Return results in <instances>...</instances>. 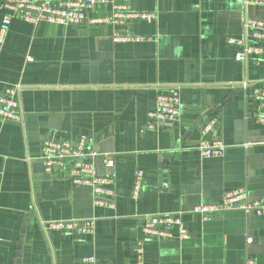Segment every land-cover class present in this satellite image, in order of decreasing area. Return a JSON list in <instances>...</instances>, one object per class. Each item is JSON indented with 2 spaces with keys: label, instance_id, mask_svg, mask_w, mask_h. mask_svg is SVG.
<instances>
[{
  "label": "crops",
  "instance_id": "0c3cea01",
  "mask_svg": "<svg viewBox=\"0 0 264 264\" xmlns=\"http://www.w3.org/2000/svg\"><path fill=\"white\" fill-rule=\"evenodd\" d=\"M130 5L155 16L124 26L33 24L0 5V25L11 15L0 49V93L21 86L24 111L22 124L0 122V264H83L92 254L114 264H264L263 216L230 209L202 220L191 212L234 188L250 199L264 195V122L250 98L254 87L264 89V60L238 61L228 44L243 38L246 17L264 20V5ZM115 30L150 39L116 41ZM170 87L179 90L177 120L148 128L158 93ZM214 115L209 137L223 147L203 156L201 128ZM80 135L88 148L113 156L110 166L101 156L93 159L97 173L112 181L105 185L114 193L103 203L58 169L47 171L40 158L45 140L73 142ZM137 170L143 178L134 199ZM172 212L181 214L187 238H177L176 229L168 240L143 237L144 216ZM78 219H92V231L43 225Z\"/></svg>",
  "mask_w": 264,
  "mask_h": 264
},
{
  "label": "built area",
  "instance_id": "2783aa9c",
  "mask_svg": "<svg viewBox=\"0 0 264 264\" xmlns=\"http://www.w3.org/2000/svg\"><path fill=\"white\" fill-rule=\"evenodd\" d=\"M245 4L264 5V0H244ZM0 5L9 9L13 15L21 17L29 23L45 21L54 24H86L87 26L112 25L124 26L134 19L151 20L154 12H147L133 9L130 0H2ZM105 11L100 16H92L90 12L96 10ZM11 15H5L0 25V49L4 42L7 27ZM243 38L230 37L228 44L236 48L235 58L238 61H245L248 58L260 61L264 60V20L246 17L243 22ZM112 37L116 41L141 42L149 40L150 37L143 35L121 33L115 30ZM252 40V43L248 42ZM29 61L32 58H27ZM22 87L13 86L6 88L0 93V122H14L22 124L24 111L21 107ZM250 98L258 104L260 113L256 116L260 122H264V89L254 87ZM180 111L179 90L177 87H170L166 91L158 93L155 107L147 114V127L155 128L163 122H174L177 120ZM218 120V115L209 117L201 128L199 150L203 156L220 154L222 144L214 136L209 137L213 132ZM86 135H80L77 140L63 141L45 140L41 146L40 158L47 171H57L67 176L74 185H82L90 188L95 203H103L114 193L113 188L107 187L111 181L108 176H101L97 173L93 159L101 156L105 164L112 165L113 156L100 154L88 148ZM134 184L133 198L139 197L143 172L137 170ZM230 209H240L245 213H255L264 217V195L255 199L247 197L243 188L226 190L222 199L216 203L195 204L191 208L192 213L199 214L202 220L213 218ZM45 229L62 231H73L89 233L93 229L92 219L78 220H49L44 222ZM142 235L145 239L168 240L174 237L173 230H177L176 237L187 238L188 229L184 226L181 214L178 212L152 214L144 216L140 224ZM250 241V239L248 240ZM135 252L139 258L143 254L141 242L138 241ZM83 264H114L113 262H100L95 255L85 256ZM246 264H253L248 259Z\"/></svg>",
  "mask_w": 264,
  "mask_h": 264
}]
</instances>
